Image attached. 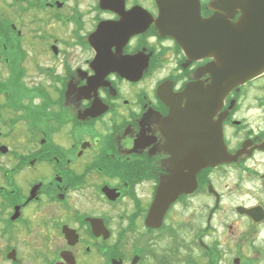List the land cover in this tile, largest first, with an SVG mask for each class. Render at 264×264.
Returning <instances> with one entry per match:
<instances>
[{
    "label": "flooded vegetation",
    "instance_id": "flooded-vegetation-1",
    "mask_svg": "<svg viewBox=\"0 0 264 264\" xmlns=\"http://www.w3.org/2000/svg\"><path fill=\"white\" fill-rule=\"evenodd\" d=\"M213 1L8 2L1 264H264V129L238 118L264 76L234 89L215 117L226 114L232 163L198 171L192 187L181 159L183 94L211 83L214 59L192 57L164 24L214 17Z\"/></svg>",
    "mask_w": 264,
    "mask_h": 264
},
{
    "label": "water",
    "instance_id": "water-1",
    "mask_svg": "<svg viewBox=\"0 0 264 264\" xmlns=\"http://www.w3.org/2000/svg\"><path fill=\"white\" fill-rule=\"evenodd\" d=\"M209 7L225 15L217 13L214 17L200 20L195 16L190 19L181 16L173 18V27L168 22L164 24L165 30L192 57L201 55L215 59L205 68L211 83L190 86L183 94L189 100L180 113L182 121H179L178 131L186 147L181 159L182 162L189 159L185 165L189 166L192 187L198 171L232 163V156L224 143L226 114L218 121L215 117L234 89L264 75V0H215ZM239 12L238 22H231ZM134 27L129 30H134ZM179 108L180 105L176 109ZM174 198L169 196L165 200L169 202ZM159 215L161 218L163 213Z\"/></svg>",
    "mask_w": 264,
    "mask_h": 264
},
{
    "label": "rangeland",
    "instance_id": "rangeland-1",
    "mask_svg": "<svg viewBox=\"0 0 264 264\" xmlns=\"http://www.w3.org/2000/svg\"><path fill=\"white\" fill-rule=\"evenodd\" d=\"M36 2H40V0H35ZM43 1V0H41ZM8 2L10 0H0V18H3L7 16L8 13ZM11 16H13V11L10 10ZM148 85V84H147ZM240 114L238 115L239 119H246L247 125L252 126L253 130L259 131L264 129V90L260 89L259 85L254 87L252 90H250L249 94L247 96H243L240 101ZM225 173V172H223ZM228 174H223L221 176V179L217 180L218 188L224 195V201H223V211L228 216L230 215V209L234 205L233 197L230 192L231 187V181ZM217 179V177H215ZM229 186V187H228ZM209 204V201L207 202ZM222 214H220L221 216ZM226 221H231V218ZM219 226V235L220 233L223 236L227 235L226 230L223 231V228L221 227V224L217 222ZM249 252V247L246 245L245 249ZM248 254V253H247ZM225 261V260H224ZM243 262V261H242ZM241 262V263H242ZM1 264V261H0Z\"/></svg>",
    "mask_w": 264,
    "mask_h": 264
},
{
    "label": "trees",
    "instance_id": "trees-1",
    "mask_svg": "<svg viewBox=\"0 0 264 264\" xmlns=\"http://www.w3.org/2000/svg\"><path fill=\"white\" fill-rule=\"evenodd\" d=\"M7 29V19H0V32L2 31L0 34V44L6 43V40H8Z\"/></svg>",
    "mask_w": 264,
    "mask_h": 264
}]
</instances>
